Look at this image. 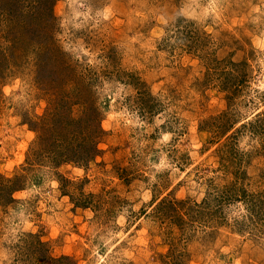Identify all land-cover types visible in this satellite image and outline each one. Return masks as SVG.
Here are the masks:
<instances>
[{"label":"rangeland","instance_id":"374dc122","mask_svg":"<svg viewBox=\"0 0 264 264\" xmlns=\"http://www.w3.org/2000/svg\"><path fill=\"white\" fill-rule=\"evenodd\" d=\"M10 24L0 264H264V0H0ZM84 100L98 151L54 163L33 127Z\"/></svg>","mask_w":264,"mask_h":264},{"label":"trees","instance_id":"16d2710c","mask_svg":"<svg viewBox=\"0 0 264 264\" xmlns=\"http://www.w3.org/2000/svg\"><path fill=\"white\" fill-rule=\"evenodd\" d=\"M19 27H21V23ZM24 27H27L29 31L33 29L30 25L29 27L24 25ZM42 29H47L46 25ZM41 32L45 33L46 30ZM3 38L6 40L4 41ZM0 40L3 41V44L0 42L2 49L0 58L8 51L10 56L18 59L24 53L23 45L25 48L28 37H24L21 41V36L17 35L16 28L10 24L6 29L4 28L0 31ZM59 69L63 70L64 68L57 66V70ZM82 79V77H79L77 82H80ZM55 87L58 88L57 86ZM61 97L68 100L66 94L61 95ZM86 102L87 100L83 101L85 109L79 113H75L72 109H69L67 103L59 105L58 108L51 106L53 104L51 103L47 111L38 117L39 120L33 127L37 133L34 139L35 145H37L38 150L49 147L54 163L61 160L86 161L97 153V142L103 132L99 123L101 111L99 112L95 108H90L89 105L91 103ZM16 178H6L4 186L8 189V194L17 185Z\"/></svg>","mask_w":264,"mask_h":264}]
</instances>
